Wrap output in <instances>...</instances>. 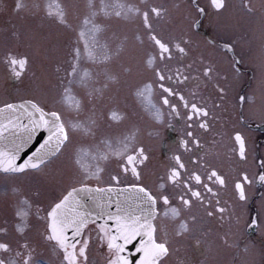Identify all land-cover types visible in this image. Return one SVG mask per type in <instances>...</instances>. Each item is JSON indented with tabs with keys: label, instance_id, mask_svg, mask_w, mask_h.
<instances>
[{
	"label": "flooded vegetation",
	"instance_id": "af4514ba",
	"mask_svg": "<svg viewBox=\"0 0 264 264\" xmlns=\"http://www.w3.org/2000/svg\"><path fill=\"white\" fill-rule=\"evenodd\" d=\"M154 1L139 10L141 39L145 42L141 50L145 56L153 58L152 76H147L139 86L140 92L147 95L145 86L151 84V101L159 108L161 119H155L154 110L146 107L144 96L140 95L146 116L136 123V128L143 138L128 153L134 154L136 148H141L147 157L135 162L139 181L122 157L110 163L107 175L100 171L98 178L91 180L68 177L57 183L51 177L5 178V175L21 173L0 172V229L4 230L0 231V242L9 246V251L0 250V260L5 264L12 258L16 264H24L25 256L29 257L30 264H65L63 252L54 241L45 238L48 235L47 213L69 190L82 183L95 187L138 183L156 196H168L167 206L158 200L154 221L157 241L166 239L169 249L162 264H264V181L259 179L264 174V108L261 113L256 85L258 66L261 59L264 61V32L261 31L264 21L255 22L259 19V10H255L251 0H223L224 6L219 10L210 6V0ZM153 7L160 10L158 15L151 12ZM145 11L149 13V27L144 25L142 13ZM252 14L254 18H250ZM150 33L169 46L170 52L165 53L163 59L149 38ZM147 42L151 46L149 49ZM177 43L184 48L183 54L174 47ZM2 46L1 76L5 68L6 76L11 74L12 79L10 84H0V88L6 87L2 94L9 98L6 102L0 101V106L25 100L35 102L30 97H9L16 85L13 83L19 82L26 72V64L23 69L17 65L15 71L19 75H15L6 57L9 53L17 58L25 54ZM205 68L210 70L207 76ZM157 69L164 75V81L156 77ZM161 83L173 93L179 92L189 103L206 109L207 116L189 121L179 98L163 92L159 87ZM165 97L170 104L177 105L179 115L171 113L170 107L163 104ZM201 122L207 127L201 128ZM189 131L192 137L187 136ZM237 132L244 141L243 159L235 141ZM148 133L152 141L148 140ZM182 139L187 142L186 148L179 143ZM194 140L198 143H193ZM175 156L180 157L183 169L176 164ZM121 165L129 170L125 172ZM97 167L101 169L98 165L95 170ZM172 168L180 172L178 182L168 181ZM213 170L223 177V186L215 177L209 178ZM192 173L201 177L199 184L190 179ZM113 175L118 181L111 180ZM245 175L247 181L243 179ZM104 180L107 181L102 184ZM237 181L243 187V200L235 188ZM185 182L199 191L200 198L191 196ZM161 184L163 189L159 187ZM181 197L189 199L190 205L185 207ZM22 199L27 204H22ZM166 207L178 209L179 216L162 215ZM18 211L27 213L23 232L16 228L22 222ZM253 218L257 221L255 225ZM181 222L186 224V230L181 229ZM97 224L100 222L89 224L83 232L89 237L86 264H108L111 256L106 242L100 240ZM67 235L71 238V229ZM138 243L139 239L125 246L122 255L128 264H136L140 259ZM25 244L27 246L23 247ZM17 252L21 255L16 256Z\"/></svg>",
	"mask_w": 264,
	"mask_h": 264
},
{
	"label": "rangeland",
	"instance_id": "374dc122",
	"mask_svg": "<svg viewBox=\"0 0 264 264\" xmlns=\"http://www.w3.org/2000/svg\"><path fill=\"white\" fill-rule=\"evenodd\" d=\"M17 2L0 0V46L21 51L26 60V72L19 82L13 83L16 85L9 97L33 98L46 112L58 111L66 124L79 123L89 131L69 128L70 142L61 152L32 172L4 177H51L59 183L68 177L84 179L98 165L107 175L110 163L121 158L112 154L118 148L117 141L134 135V147L143 138L136 128V123L146 116L138 95L139 84L153 72V64H148L150 56L141 50L145 42L139 27L140 12H129L127 6L140 10L155 1L91 0L89 8V0H19V9ZM102 5L106 6L104 10ZM251 5L259 10L255 22L264 21V0H251ZM58 11H63L64 23L57 18ZM85 17L90 21L87 25ZM94 25L99 26V31H93ZM261 31L264 32V24ZM146 45L151 47L148 42ZM74 62L77 70L69 75ZM258 67L256 85L262 113L263 59ZM1 68L0 64V84H10L12 75L6 76L4 68L1 76ZM5 89L0 88L2 102L9 99L2 94ZM147 138L152 141L153 137L148 133ZM78 148L82 151L76 163ZM102 155L107 159H102ZM94 178L89 176L90 180Z\"/></svg>",
	"mask_w": 264,
	"mask_h": 264
},
{
	"label": "snow or ice",
	"instance_id": "6c2138e0",
	"mask_svg": "<svg viewBox=\"0 0 264 264\" xmlns=\"http://www.w3.org/2000/svg\"><path fill=\"white\" fill-rule=\"evenodd\" d=\"M210 6L214 9L223 8V0H210ZM247 6V5H245ZM22 5L19 3V0L16 4V8L19 9ZM91 0H89V8H91ZM106 6L102 5L101 10H104ZM120 7H124L121 5ZM129 12H139V9L133 8L132 6H127ZM203 11V9H199ZM151 12L154 14H159L160 10L158 8H151ZM92 15L95 16L96 13L92 12ZM116 15H120L119 12ZM144 25L149 27L148 21V11L142 13ZM57 18L61 23H64V13L63 11L57 12ZM90 21L87 17L84 19V24L87 25ZM93 31H99V26L94 25ZM81 37L84 36V32L80 33ZM149 38L154 41L155 45L160 50L161 59L164 58L165 53H169V46L163 43L155 35L149 34ZM87 50V44H86ZM174 47L179 50L181 54L184 53V48L180 44H175ZM225 47H228L225 45ZM77 59L79 58V51L76 52ZM91 55V53H89ZM169 58L170 55H169ZM6 60L11 67L13 74L19 75L15 71L16 66L19 65L21 69L24 68L26 60L23 57L17 58L9 53L6 57ZM148 64L151 67L153 64V58L149 57ZM76 64L73 63L72 72L68 73L72 75L76 72ZM209 69H204V74L207 76L209 74ZM87 75V73H85ZM156 77L160 81H164L165 77L162 74L161 70L157 69L155 72ZM169 81L172 79L171 76L167 78ZM151 84L145 86L147 95H144V91L138 93V95L144 96L146 101V107L153 111L154 117L157 121L161 119V114L159 108L151 101ZM163 92L168 93L169 95H175L179 98V101L183 104L184 109L188 112L187 119L191 121L194 117H199L201 115L207 116L206 109L199 107L196 103H189L183 95L179 92L173 93L172 89L164 86L163 83L159 85ZM244 97H241L243 100ZM251 99V98H249ZM164 105L170 107V111L173 114L179 115L177 105L170 104L169 100L165 97L162 98ZM26 105L31 108L29 114V124L21 125L16 123L14 120H9L7 123L4 122L2 118L3 113H12L19 108H25L27 111ZM190 126V125H189ZM201 128H206L207 125L203 122L199 125ZM69 128L75 131L80 129L87 133L88 128H85L82 124L79 123H69L66 124L62 116L58 111L46 112L43 107L39 106L33 101H26L24 104H12L6 103L3 107H0V140L4 139L5 132H8L9 135L13 136V142L7 150L4 147L0 146V172L4 174H16L23 173L26 169H38L41 167L47 160L54 157L56 154L61 152L66 144L70 142ZM40 129H44L48 135L43 138V141L39 144V147L31 154V156L24 161L23 164H16V156L31 143L36 132ZM188 137H192L193 133L189 131L187 133ZM235 141L239 145V156L241 159L244 158V141L239 132L235 133ZM132 142H134L133 136H126L123 141H117L118 148L112 153L117 157H122L126 160L127 165L130 166L132 175L137 181L140 179V174L136 167V161L139 159L141 162L147 157L144 155V152L141 148H136L134 154H128L129 149L131 148ZM182 147H187V142L185 140L179 141ZM193 143H198V141H193ZM82 149H76L77 160L76 163H79V153ZM102 159H107L106 155L101 156ZM174 160L180 169L184 168V164L181 162L179 156H175ZM124 168V171L127 172L129 167L121 165ZM101 169L96 168L94 172L86 174L84 180H88L89 176L98 178ZM215 177V180L218 184L223 186L224 179L220 176L215 170L210 173L209 178ZM180 178V172L177 168H172L169 170L168 181L169 182H178ZM190 179L194 180L197 184L201 182V177L196 173H192ZM247 181V176L243 177ZM261 181H264V174L259 176ZM111 180L118 181V177L113 175ZM185 188L191 192L193 198H200L199 191H196L188 186L185 182ZM161 189L164 188V185L159 186ZM204 187L211 192L212 189L208 187L207 184ZM235 188L239 194V198L243 200L245 198L242 184L237 181ZM114 192L117 191L115 188H97L91 189L87 187L86 184H81L79 188H72L63 198L55 203L51 210L47 213V232L48 235L45 237L47 240L54 241L56 246L63 252V260L65 264H86L87 256L86 250L89 245V237L84 236L83 232L89 224H96L97 221L103 220L104 223L97 224L98 234L102 242H106L107 248L111 254L108 264H128L126 257L122 255L124 252L125 246L132 243L134 240L139 239L137 244V252L141 254L140 259L136 261V264H162V258L166 257L168 254L167 240L163 239L159 242L155 237L156 227L154 221L157 216V203L158 200L162 201L164 205L169 204V199L167 195H154L150 189L147 187L141 186L136 183L130 187L120 189L121 192L132 191L136 193L137 199L141 203V210L138 215L133 214L127 211L122 207L121 202L118 200L116 202V210L110 211L106 204L97 203L95 207L89 208L81 204L78 200H75V194L78 192ZM182 203L185 207L190 205L189 199H184L181 197ZM22 204H27L26 200H21ZM30 206V205H29ZM222 211V209H219ZM17 215L21 217V224L16 226L18 232H23L26 227L25 218L27 216L26 212L18 211ZM164 216L171 215L172 218L179 216V211L175 207H166L162 213ZM211 215V213H209ZM107 221H112L111 225L107 224ZM257 223L256 219H252V224ZM181 229L186 230V224L181 222ZM69 229H71V238L67 235ZM0 231H4L0 229ZM179 234V233H177ZM78 250H77V246ZM27 245H23L26 247ZM0 250L9 251V246L6 243L0 242ZM21 253L17 252L16 256H20ZM82 258V261L81 259ZM0 264H5L4 260H0ZM8 264H16L15 258H12L8 261ZM24 264H30L29 257H24Z\"/></svg>",
	"mask_w": 264,
	"mask_h": 264
},
{
	"label": "water",
	"instance_id": "95a60500",
	"mask_svg": "<svg viewBox=\"0 0 264 264\" xmlns=\"http://www.w3.org/2000/svg\"><path fill=\"white\" fill-rule=\"evenodd\" d=\"M25 101L14 102L12 104H24ZM4 106V105H3ZM1 106V107H3ZM27 111L25 108H19L12 113H3L2 118L5 123L9 120H14L16 123L21 125L29 124V114L31 112V108L26 105ZM50 112V111H49ZM48 135V133L44 129H40L36 132L35 136L33 137L31 143H29L26 147L22 148L19 154L16 156V164H23L25 160H27L31 154L39 147V144L43 141V138ZM14 137L9 135L8 132H5L4 139L0 140V146L4 147L5 150L9 148L11 143L13 142ZM80 186L76 187L79 188ZM91 189H97L98 187L95 186H88ZM112 187L115 188L117 191L114 192H78L75 194V200H78L81 204L92 208L95 207L97 203L106 204L110 211L116 210V202L119 200L123 208L127 211L138 215L141 210V203L136 197V193L132 191L128 192H121L120 189L127 188L130 186H103L99 188H108ZM70 191V190H69ZM68 193V192H67ZM66 193V194H67ZM65 194V195H66ZM63 198V197H62ZM100 223H104L103 220L97 221ZM112 221H107V224L110 226ZM125 257V255H123Z\"/></svg>",
	"mask_w": 264,
	"mask_h": 264
}]
</instances>
